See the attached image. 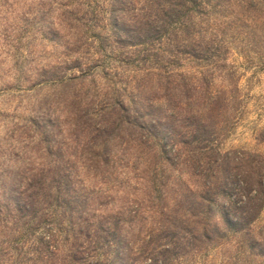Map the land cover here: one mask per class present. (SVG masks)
<instances>
[{
    "label": "rangeland",
    "instance_id": "obj_1",
    "mask_svg": "<svg viewBox=\"0 0 264 264\" xmlns=\"http://www.w3.org/2000/svg\"><path fill=\"white\" fill-rule=\"evenodd\" d=\"M0 264H264V0H0Z\"/></svg>",
    "mask_w": 264,
    "mask_h": 264
}]
</instances>
